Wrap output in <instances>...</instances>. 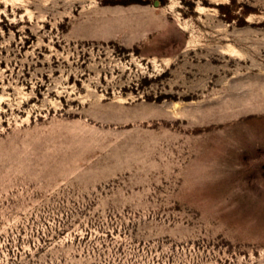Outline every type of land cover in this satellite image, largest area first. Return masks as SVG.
I'll use <instances>...</instances> for the list:
<instances>
[{
	"label": "rangeland",
	"instance_id": "1",
	"mask_svg": "<svg viewBox=\"0 0 264 264\" xmlns=\"http://www.w3.org/2000/svg\"><path fill=\"white\" fill-rule=\"evenodd\" d=\"M0 264H264V0L0 2Z\"/></svg>",
	"mask_w": 264,
	"mask_h": 264
},
{
	"label": "bare ground",
	"instance_id": "2",
	"mask_svg": "<svg viewBox=\"0 0 264 264\" xmlns=\"http://www.w3.org/2000/svg\"><path fill=\"white\" fill-rule=\"evenodd\" d=\"M11 1L12 0H0V2H2V3H5L6 5H9L10 3H11ZM138 6H140L139 4H133V7L132 8H134V7H138ZM131 7V6H130ZM135 11V10H134ZM134 11H133V9H128V11H127V13L124 15V16H130V17H135V15H134ZM122 15V16H123ZM195 114V113H194ZM193 114V117L195 116ZM198 117V116H197Z\"/></svg>",
	"mask_w": 264,
	"mask_h": 264
}]
</instances>
